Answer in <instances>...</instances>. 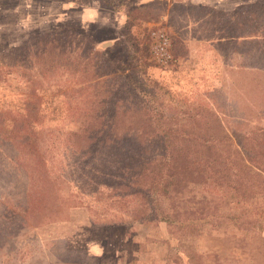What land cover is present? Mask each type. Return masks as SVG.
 Here are the masks:
<instances>
[{
	"label": "rangeland",
	"instance_id": "374dc122",
	"mask_svg": "<svg viewBox=\"0 0 264 264\" xmlns=\"http://www.w3.org/2000/svg\"><path fill=\"white\" fill-rule=\"evenodd\" d=\"M258 1L264 7V0H0V57L43 34L75 33L76 43V34L85 33L99 48L114 47V62L134 55L130 75L141 79L131 43L147 34L150 78L179 97L209 104L228 129L249 130L264 125V46L256 43L255 22L249 23L245 18L252 16L244 12L255 10ZM153 31L168 37L172 60L154 57ZM36 78L20 72L1 77L0 111L22 110L30 97H40L30 130L48 145V172L55 185L42 208L26 217L16 201L21 178L7 174L18 182L16 189L9 178H0V264H195L165 224L119 222L116 211L80 189L74 155L62 141L77 129L74 89L79 84L55 72H36ZM214 187L201 184L195 191L210 195L218 190ZM69 191L74 194L64 214L61 195L68 198ZM228 198L219 210L231 206ZM256 207L264 218L263 198L249 203L250 209ZM15 212L16 219H8ZM184 241L200 254L195 260L201 264H264V250L232 226H206Z\"/></svg>",
	"mask_w": 264,
	"mask_h": 264
},
{
	"label": "trees",
	"instance_id": "16d2710c",
	"mask_svg": "<svg viewBox=\"0 0 264 264\" xmlns=\"http://www.w3.org/2000/svg\"><path fill=\"white\" fill-rule=\"evenodd\" d=\"M256 3L255 10L244 11L252 16L245 19L255 22L253 36L264 46L260 22L264 7ZM239 20L243 28L245 22ZM74 35L55 31L28 46L13 48L0 57V78L20 72L36 80V72H55L79 84L74 89L77 129L67 132L62 141L80 170V189L116 211L119 222L165 224L195 264H201L195 260L200 254L184 240L202 233L206 226H232L264 250V218L257 207L249 208L255 198L264 199V125L228 129L209 104L179 97L150 78L146 74L151 65L147 34L135 36L131 43L135 63L144 74L141 79L130 75L134 55L114 62V47L99 48L85 33L76 34L75 43ZM39 110L36 95L22 110L0 111V178L9 181L7 174L12 173L21 178L16 201L26 209V217L42 208L49 188L55 185L48 172V145L30 130ZM5 151L12 156L9 160ZM10 183L16 189L18 182L10 179ZM201 184L218 190L199 194L195 187ZM73 194L61 195L64 214ZM226 198L230 200L227 205L236 203V208L219 210ZM17 215L10 214L8 219Z\"/></svg>",
	"mask_w": 264,
	"mask_h": 264
},
{
	"label": "built area",
	"instance_id": "2783aa9c",
	"mask_svg": "<svg viewBox=\"0 0 264 264\" xmlns=\"http://www.w3.org/2000/svg\"><path fill=\"white\" fill-rule=\"evenodd\" d=\"M152 35L156 39L153 46L154 57L163 62L172 60L173 56L168 50L169 40L166 34L160 31H153Z\"/></svg>",
	"mask_w": 264,
	"mask_h": 264
}]
</instances>
